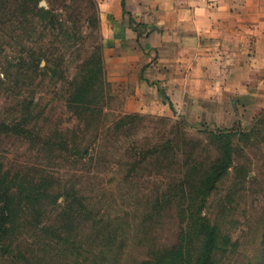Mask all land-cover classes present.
<instances>
[{"label": "rangeland", "instance_id": "1", "mask_svg": "<svg viewBox=\"0 0 264 264\" xmlns=\"http://www.w3.org/2000/svg\"><path fill=\"white\" fill-rule=\"evenodd\" d=\"M13 6L0 14V122L21 118L24 99L33 100L32 115L42 112L30 125L33 140L0 130L1 175L13 187L15 210L0 264H199L201 216L218 233L210 264H264V70L253 78L240 72L239 92L219 98L220 82H205L217 71L159 66L156 47L137 42L152 29L139 32L100 11L111 97L82 159L85 143L73 141L80 122L66 104L68 86L30 66L31 52L48 46L50 32L25 28ZM90 45L93 39L65 50L69 76ZM189 91L190 99L180 98ZM126 113L140 116L114 135L113 120ZM159 116L187 121L195 135L219 127L249 131L251 138L235 137L233 163L211 187L184 156L158 162L150 154L130 171L127 164L155 149L164 133ZM201 146L205 167L215 148L207 140Z\"/></svg>", "mask_w": 264, "mask_h": 264}, {"label": "trees", "instance_id": "2", "mask_svg": "<svg viewBox=\"0 0 264 264\" xmlns=\"http://www.w3.org/2000/svg\"><path fill=\"white\" fill-rule=\"evenodd\" d=\"M11 2L14 4V12L19 11L21 19H25L27 23L25 28L35 32L41 27L50 32V38L46 44L48 46L40 47L38 51L34 49L31 52L30 66L33 70L42 68L43 75L49 74L68 86V90L64 88L66 104L79 120L80 125L83 124V127L78 125L77 129L73 130V141L75 146L85 143L84 151L78 149V153L80 158H86L91 143H93L89 136L92 134L98 137V129L104 125L102 121L105 116L106 100L111 97V82L107 77L103 46L100 42L99 3L97 0H46L45 4L42 3V0H0V14L7 10V6ZM29 16L30 18H28ZM83 27H86L88 31H83ZM88 39H93L91 48L86 49L89 54L81 64H77L76 73L69 76V63L66 61L65 50L85 43V40ZM169 102L171 109L176 112L172 100ZM31 104H33V100L25 102L24 99L21 118L14 119L12 122H0V130L15 132L27 140H33L30 125L33 119H38L42 110L39 109L36 114L32 115ZM139 116L138 113H126L118 116L112 122L111 132L116 135L121 130H129ZM156 122L163 125L161 130L164 133L158 138L155 149L141 155L139 162L132 160L127 164L130 165V171H135L139 167L138 164L141 167V161L147 160L150 154L155 155L156 158H152V160L158 162L184 156L186 164H198L194 168L196 172L201 173L202 183L211 187L227 173L233 163L235 137L251 138L249 131L238 132L235 128L219 127L207 130L198 129L197 135H195L191 132L187 121L173 120L167 116L156 117ZM81 134L82 137H80ZM204 140H207L215 148L214 156L207 163L205 162L207 164L205 167L201 160L198 161L202 157L199 151ZM64 144H68L67 139ZM134 157L137 158V155L130 156L132 159ZM175 164V161H171L167 168L170 169ZM198 166L202 168H198ZM1 174L2 166H0V243L4 241L11 229L10 217L15 211L13 210V187ZM199 230L203 235L199 264H210L214 248L217 245V228L206 217L201 216Z\"/></svg>", "mask_w": 264, "mask_h": 264}, {"label": "crops", "instance_id": "3", "mask_svg": "<svg viewBox=\"0 0 264 264\" xmlns=\"http://www.w3.org/2000/svg\"><path fill=\"white\" fill-rule=\"evenodd\" d=\"M100 8L102 16L128 27L132 23L139 32L152 29L137 42L156 47L159 66L217 71L205 82H220L219 98L239 92L240 72L253 78L264 70V0H100Z\"/></svg>", "mask_w": 264, "mask_h": 264}, {"label": "built area", "instance_id": "4", "mask_svg": "<svg viewBox=\"0 0 264 264\" xmlns=\"http://www.w3.org/2000/svg\"><path fill=\"white\" fill-rule=\"evenodd\" d=\"M190 1H194V2H207L208 0H190Z\"/></svg>", "mask_w": 264, "mask_h": 264}, {"label": "water", "instance_id": "5", "mask_svg": "<svg viewBox=\"0 0 264 264\" xmlns=\"http://www.w3.org/2000/svg\"><path fill=\"white\" fill-rule=\"evenodd\" d=\"M42 3H43V4H45V2H44V1H42Z\"/></svg>", "mask_w": 264, "mask_h": 264}]
</instances>
